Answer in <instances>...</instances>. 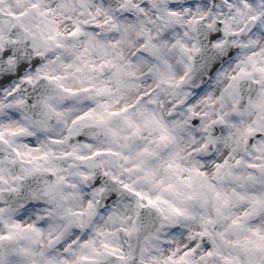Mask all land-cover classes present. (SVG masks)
<instances>
[{
  "label": "snow or ice",
  "instance_id": "snow-or-ice-1",
  "mask_svg": "<svg viewBox=\"0 0 264 264\" xmlns=\"http://www.w3.org/2000/svg\"><path fill=\"white\" fill-rule=\"evenodd\" d=\"M0 264H264V0H0Z\"/></svg>",
  "mask_w": 264,
  "mask_h": 264
},
{
  "label": "clouds",
  "instance_id": "clouds-1",
  "mask_svg": "<svg viewBox=\"0 0 264 264\" xmlns=\"http://www.w3.org/2000/svg\"><path fill=\"white\" fill-rule=\"evenodd\" d=\"M181 71H182V69H181ZM205 79L207 80L208 78L205 77ZM148 83H151V81H148ZM145 86H147V85H145ZM161 99L164 100V102H165V111H167V105H168V101H169L168 95L167 94L162 95ZM183 146H184L186 151H193L194 147H195V146L187 144V142H185V144Z\"/></svg>",
  "mask_w": 264,
  "mask_h": 264
}]
</instances>
